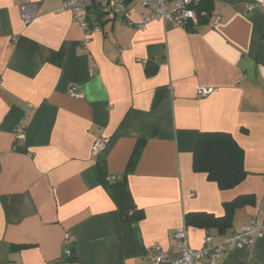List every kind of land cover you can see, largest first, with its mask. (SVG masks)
<instances>
[{"label":"crops","instance_id":"crops-1","mask_svg":"<svg viewBox=\"0 0 264 264\" xmlns=\"http://www.w3.org/2000/svg\"><path fill=\"white\" fill-rule=\"evenodd\" d=\"M253 1L216 0L219 23L190 32L159 19L137 27L149 10L129 1L119 14L97 16L100 30L86 37L60 10L63 0H0V264H152L153 243L168 259L178 255L173 235L183 227L192 248L207 233L220 241L214 230L185 227L186 212L221 216L223 202L252 193L254 204L235 210L226 233L261 216L264 0L249 12ZM31 4L35 17L25 23L20 6ZM147 60L157 65L150 76ZM202 131L228 132L243 148L247 175L233 188L192 170ZM98 137L106 144L94 155ZM139 139L135 169L105 188L96 160L106 175L122 174ZM133 207L144 217L123 221L119 212ZM18 244L29 246L11 249ZM220 264H264V235Z\"/></svg>","mask_w":264,"mask_h":264},{"label":"built area","instance_id":"built-area-1","mask_svg":"<svg viewBox=\"0 0 264 264\" xmlns=\"http://www.w3.org/2000/svg\"><path fill=\"white\" fill-rule=\"evenodd\" d=\"M132 1L140 4L149 10L137 27H144L151 19H159L165 25L179 26L184 28L191 24L197 26L198 15L196 11L188 5L196 3L199 0H63L60 10L70 12L72 20L75 21L84 31L86 37L92 32L99 31V26L95 22L97 16H114L123 12L127 2ZM262 5V0H254L245 5L247 11ZM20 12L25 23H29L35 17V5H21ZM220 21L219 15L211 14L208 24L212 27ZM1 80V78H0ZM68 93L73 97H78L80 94L75 87L70 86ZM198 93L204 95L207 90L199 88ZM15 142L20 143L25 139V130L22 125H17L14 132ZM106 144V139L98 137L93 141L92 153L99 155ZM106 180L109 184L116 183L121 180V174L107 175ZM250 223L239 230L223 234L220 241H213V238L208 233L205 236L203 245L199 248H192L188 243L186 229L183 227L174 233L178 255L173 259H168L163 248L158 243L152 244V250L155 252L150 257L152 264H220L225 254L234 247L250 246L264 235V210L261 216L250 219ZM70 233L67 231L63 236L65 246V255L70 254L71 240Z\"/></svg>","mask_w":264,"mask_h":264},{"label":"trees","instance_id":"trees-1","mask_svg":"<svg viewBox=\"0 0 264 264\" xmlns=\"http://www.w3.org/2000/svg\"><path fill=\"white\" fill-rule=\"evenodd\" d=\"M216 0H199L196 3H191L188 6L194 9L198 15L197 26L207 24L209 18L214 10ZM196 26L188 24L185 27L187 31H193ZM157 65L152 60H147L144 65L145 74L147 76L155 74ZM145 139H139L135 143L131 152L129 161L125 171L121 174V180L109 184L106 180V173H104V164L100 159L96 160L97 172L101 179L102 185L106 188L109 186H116L124 184L126 175L131 173L139 160L142 147ZM235 138L228 132L223 131H202L200 132L191 157V168L194 172H201L206 175L207 180L216 183L220 190L231 189L240 182H242L247 171L244 166V150L237 144ZM255 202V195L252 193L238 194L229 201L222 203L224 213L221 216H216L213 213L203 211L186 212L183 215V223L185 227H192L197 229L214 230L218 235L226 234L232 227L233 216L235 210L245 205H253ZM120 218L123 221H139L144 217V212L141 209L133 207L131 211H121ZM27 244L12 245V250H21L27 248ZM70 254L66 255L67 261L77 260L76 255L69 248Z\"/></svg>","mask_w":264,"mask_h":264}]
</instances>
